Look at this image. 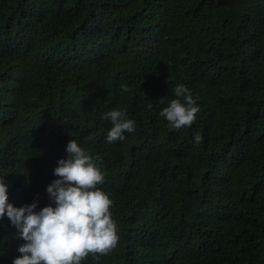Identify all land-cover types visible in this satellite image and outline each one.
Returning a JSON list of instances; mask_svg holds the SVG:
<instances>
[{
    "label": "trees",
    "instance_id": "16d2710c",
    "mask_svg": "<svg viewBox=\"0 0 264 264\" xmlns=\"http://www.w3.org/2000/svg\"><path fill=\"white\" fill-rule=\"evenodd\" d=\"M178 84L200 110L175 130ZM114 109L135 131L108 143ZM70 140L100 157L119 235L82 264H264V0H0L10 203L55 206ZM24 243L0 220V264Z\"/></svg>",
    "mask_w": 264,
    "mask_h": 264
},
{
    "label": "clouds",
    "instance_id": "9594fccd",
    "mask_svg": "<svg viewBox=\"0 0 264 264\" xmlns=\"http://www.w3.org/2000/svg\"><path fill=\"white\" fill-rule=\"evenodd\" d=\"M171 100L160 115L172 129L190 128L199 112L190 90L183 84L174 88ZM103 119L112 124L107 142L123 140L124 133L134 132V121L124 110H111ZM202 137H194L196 144ZM67 159L58 160V177L46 192L55 206L36 211L38 201L15 207L9 202L8 185L0 177V220L5 216L17 228L25 243L13 264H82L90 255H107L119 243L118 227L112 218L113 201L98 185L104 183L99 156L84 150L75 140L66 146Z\"/></svg>",
    "mask_w": 264,
    "mask_h": 264
}]
</instances>
